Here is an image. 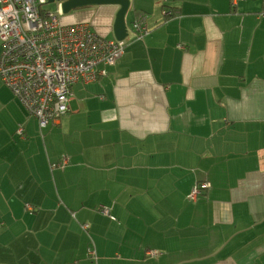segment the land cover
Masks as SVG:
<instances>
[{
    "label": "crops",
    "instance_id": "crops-1",
    "mask_svg": "<svg viewBox=\"0 0 264 264\" xmlns=\"http://www.w3.org/2000/svg\"><path fill=\"white\" fill-rule=\"evenodd\" d=\"M262 3L130 0L148 33L42 130L1 80L0 264H264ZM116 10L59 21L112 39Z\"/></svg>",
    "mask_w": 264,
    "mask_h": 264
},
{
    "label": "built area",
    "instance_id": "built-area-1",
    "mask_svg": "<svg viewBox=\"0 0 264 264\" xmlns=\"http://www.w3.org/2000/svg\"><path fill=\"white\" fill-rule=\"evenodd\" d=\"M63 1L54 0L58 11L52 12L44 8L47 0H0V78L41 130L56 124L69 111L72 85L106 75L107 67L122 56L127 43L149 31L145 13L130 21L128 35L122 40L101 36L87 22L62 24L59 15ZM256 15L264 17V0ZM177 46L184 48L181 43ZM15 133L22 136V127ZM67 162L63 155L49 165L51 169L63 168ZM209 186L208 181L194 183L187 198L193 199ZM24 207L33 209L28 203ZM101 211L108 214L106 208ZM88 254L95 257L94 249L89 248Z\"/></svg>",
    "mask_w": 264,
    "mask_h": 264
},
{
    "label": "water",
    "instance_id": "water-1",
    "mask_svg": "<svg viewBox=\"0 0 264 264\" xmlns=\"http://www.w3.org/2000/svg\"><path fill=\"white\" fill-rule=\"evenodd\" d=\"M51 3L54 0H47ZM97 5H115L117 10L114 14L112 33L117 40H122L128 35V26L126 23V13L130 7V0H64L60 8L62 14L68 13L74 9H80Z\"/></svg>",
    "mask_w": 264,
    "mask_h": 264
},
{
    "label": "rangeland",
    "instance_id": "rangeland-1",
    "mask_svg": "<svg viewBox=\"0 0 264 264\" xmlns=\"http://www.w3.org/2000/svg\"><path fill=\"white\" fill-rule=\"evenodd\" d=\"M97 6H98V5H97ZM105 6H107V5H104V6L101 5V7H105ZM90 7H92V6H90ZM44 8H46L47 11H52V12H57V11H58V6H57V4H56L55 2H51V3L47 2L46 4H44ZM80 9H81V8H80ZM83 9H84V8H83ZM90 9H92V8H90ZM75 10H76V9H75ZM75 10H71L70 12L75 11ZM70 12H68V13H70ZM68 13L62 14V12H61L60 15H59L60 19H62V18H63L64 16H66ZM125 19H126V23H130L129 21L132 20V19H131L130 12H127ZM131 34H132V33L130 32L129 35H131ZM0 81H1V79H0ZM1 82H2V81H1ZM2 84L5 85L3 82H2Z\"/></svg>",
    "mask_w": 264,
    "mask_h": 264
},
{
    "label": "bare ground",
    "instance_id": "bare-ground-1",
    "mask_svg": "<svg viewBox=\"0 0 264 264\" xmlns=\"http://www.w3.org/2000/svg\"><path fill=\"white\" fill-rule=\"evenodd\" d=\"M263 4V3H262Z\"/></svg>",
    "mask_w": 264,
    "mask_h": 264
}]
</instances>
